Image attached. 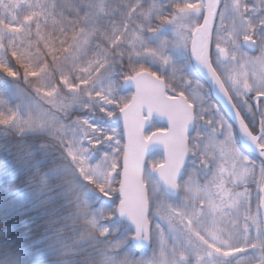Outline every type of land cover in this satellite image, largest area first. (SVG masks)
Here are the masks:
<instances>
[{"label": "snow or ice", "instance_id": "obj_1", "mask_svg": "<svg viewBox=\"0 0 264 264\" xmlns=\"http://www.w3.org/2000/svg\"><path fill=\"white\" fill-rule=\"evenodd\" d=\"M139 5L140 0L131 5L126 0H0V68L12 73L7 76L11 78V83L6 85L7 90L23 83L37 96L41 91H48L52 96L60 97L59 107L63 114L76 113L71 123L61 124V131L69 141V147L64 151L70 158L75 156L79 160L81 170L87 160L95 161L90 170L101 179L92 206L106 231L115 230L118 236H126V249L134 256L140 255L144 264H169V251L178 246L186 249L179 264H188L190 254L187 249L193 247L191 238L176 231L171 218L161 213L160 206L154 207L143 197L137 200L130 195L125 162L120 158V153L127 151L125 145L130 128L139 126L144 134L147 127L146 122L137 124L136 105L149 95L152 98L159 96L144 74L147 72L159 77L160 71L142 63H133L132 59L133 55H140L138 48L147 47L146 42L133 31L134 39L128 42L132 51L127 57L119 48L124 33L129 30V23H135L133 13ZM124 8L126 12L122 10ZM244 8L257 16L264 10V0H256L254 7ZM117 12L122 17L121 21L114 19ZM144 15L148 18L150 13ZM244 23L250 33L245 38L244 47L255 50L258 41L264 42V37L256 33L257 27L264 28V16H257L256 23L244 17ZM137 28L143 31V25L137 24ZM97 34L105 40L107 48L96 43L93 50ZM113 48L116 49V58H112ZM144 54L153 57L162 71L171 70L174 76L177 71L190 70L210 85L209 93H214L216 99L212 101L213 113L208 121L211 124L214 120L216 128L212 130L209 147L222 155L232 156L234 163L238 162L234 179V183L242 186L238 195L249 204L256 201L258 207L264 210V76L257 80L254 87L247 85L241 91H235L233 99V95H226L217 86L210 74L200 71L208 67L210 60L206 57H210L211 50L202 54L195 41L191 50L194 63L185 64L188 58L179 49L169 51L163 42ZM125 59L128 61L127 69L123 68ZM117 64L121 66L119 71L115 69ZM21 65L39 73L38 84L21 74ZM178 65L182 67L178 68ZM102 72L106 73L102 79L93 78ZM81 87L84 88L82 96L63 95L79 91ZM125 91L133 94L131 100L125 99ZM164 94L167 95V92ZM193 96L201 97L198 87L193 89ZM43 101L44 98L40 97V102H32L31 107L42 117L50 119V112ZM204 111L208 108L205 107ZM168 114L172 115V110ZM139 115H145L143 107L139 109ZM152 118H156L155 113ZM191 119L185 118L188 122ZM12 120L23 131L18 112L6 107L0 100V124ZM180 127L186 136V123L182 122ZM153 143L160 144L169 153V158L157 163V168L163 170L165 163L172 167L176 160L181 166L186 162V150L175 151L178 135L169 134L167 121L164 127L144 134L143 148L146 150ZM252 185H255L254 189ZM256 237V243L251 248H243L229 259H235L236 264H264V239H261L259 229ZM247 239L245 237L246 242ZM153 241L156 242L153 255L145 257L147 246ZM194 258L196 264H202L204 260L199 253ZM208 261L215 264L210 253Z\"/></svg>", "mask_w": 264, "mask_h": 264}, {"label": "rangeland", "instance_id": "obj_2", "mask_svg": "<svg viewBox=\"0 0 264 264\" xmlns=\"http://www.w3.org/2000/svg\"><path fill=\"white\" fill-rule=\"evenodd\" d=\"M116 2H119V0H116ZM126 3L131 5L136 3V0H126ZM255 3L256 0H222L214 19L216 41L220 44L228 42L231 53L228 66L237 74L235 77H228V85L232 94L235 91H241L247 85L254 87L257 80L261 76H264V42L258 41L256 51L250 53L243 52L239 44L241 38L250 35L244 23V17H249L253 23H256L257 16H264V10H261L257 16H254L251 11H245L244 6L254 7ZM194 8H198L201 11L202 1L140 0V5L133 13L135 23H129V30L124 33L123 42L119 44V48L124 51L125 57H127L132 51L128 43L134 39L132 33L133 31L138 33V38L145 41L147 47L137 49L140 55H133V63H142L147 67L160 71L159 77L165 76L164 80L165 84L168 85L167 87L179 88L177 93L184 90L187 94H192L191 99L194 97L193 88L198 87L199 89V86L194 81L191 90L187 89V86L182 85L183 82L191 83V81L187 80V72L177 71L173 76L171 70L162 71L159 63L154 62L153 57L147 56L144 53L150 49L157 48L163 42L167 45L169 51L179 49L185 56L190 40V32L197 26L199 19L198 16H194L191 12ZM122 10L127 11L126 8ZM144 13H150L149 17L145 18ZM114 19L117 21L122 20L119 12H117ZM137 24L143 25L142 32L137 28ZM256 33L264 37V28L257 27ZM96 43L104 45L107 48L105 40L99 34L95 37L93 50ZM111 54L112 58H116L115 48L111 49ZM184 63L188 64L187 61ZM120 67L117 64L115 69L119 71ZM177 67L182 66L178 65ZM123 68H128L127 59H125ZM111 70L110 68L109 71ZM105 74V72H102L94 75L93 78L100 80ZM25 75L30 79L32 78V83L38 84V72H27ZM117 81L119 83L118 77ZM83 92L84 88L81 87L79 91L63 93V95L82 96ZM123 95L128 100L131 92L125 91ZM18 97V106L15 111L18 112V118L21 121L20 127L23 128V131H20L16 125V121L12 120L10 121V125L14 130L30 134L37 131H45L59 139L63 150L69 147L68 138L61 131V124L71 123L75 119L76 113L63 114L59 107L60 97H54L48 91H41L40 96H37L25 84L23 87L20 86ZM40 97L44 98V107L49 110L50 119L42 117L40 112L31 107L32 102H40ZM202 111L203 107H198L197 113L198 117L202 116L201 119L204 116ZM56 117L59 118L57 119ZM160 126L152 122L148 130L145 131V134L161 128ZM212 128L214 129L215 127ZM213 129L208 128L205 130L195 127L194 133L190 135L188 150L191 156L188 160L189 164L185 167L184 175L178 180L177 186L179 192L174 198L165 199L162 190L152 175L154 166L161 159L159 152L150 154L143 168L142 181L146 188L147 201L152 202L154 207L160 206L161 213L171 218L176 231L185 237H190L193 242V247L187 249L190 254L188 264H196L194 258L196 253L204 256L202 264H209V253L215 264H236L235 259L229 258L239 253L243 248H251L257 240V229L261 232L257 202L253 201L249 204L242 196H239L238 193L242 190V186L239 183H234L239 168L238 162L234 163L232 156L222 155L209 147ZM59 153L60 157L64 161L66 159L67 162L59 170L68 174L71 173V180L78 187V201L90 206L89 214L92 219V225H85V231L79 230L77 233L75 232L67 237L71 239L69 244L60 242V247L97 248L99 250L97 257L98 264H144V260L141 259L140 255L134 256L126 249L125 245L128 238L126 236H118L115 230L107 232L106 226L96 215L92 201L95 199L94 194L99 191L101 178L94 176L90 170L95 165V161L87 160L85 162L86 166L81 170L80 162L75 156L70 158L65 151ZM213 160L216 163H212ZM222 171L230 176L232 194L227 196L223 192V194L216 193L213 195L210 191H204L203 188L211 186L210 182L217 180L216 177ZM66 176L68 175L66 174ZM252 188L254 189L255 185H252ZM255 195L256 192L253 191V196ZM95 231L97 232V236L93 233ZM245 237H248L247 242L245 241ZM261 239H264L262 232ZM169 243H172L171 238H169ZM154 247H156L155 241L151 244L150 249L144 253V256L152 257ZM185 251L186 249L183 246H178L174 251H169V264H173V262L179 264L184 259Z\"/></svg>", "mask_w": 264, "mask_h": 264}, {"label": "trees", "instance_id": "obj_3", "mask_svg": "<svg viewBox=\"0 0 264 264\" xmlns=\"http://www.w3.org/2000/svg\"><path fill=\"white\" fill-rule=\"evenodd\" d=\"M20 67L22 75L33 72ZM10 75L0 68V100L15 111L24 84L7 90ZM63 151L50 133L18 132L10 122L0 124V248H14L24 264H98L97 248L60 247V242L69 244L67 237L92 225L90 206L79 203L71 173L59 170L67 163L60 157Z\"/></svg>", "mask_w": 264, "mask_h": 264}, {"label": "water", "instance_id": "obj_4", "mask_svg": "<svg viewBox=\"0 0 264 264\" xmlns=\"http://www.w3.org/2000/svg\"><path fill=\"white\" fill-rule=\"evenodd\" d=\"M201 1H202L201 11L198 8H194L191 11L195 16L199 15L201 12L200 22L190 33L188 53L191 63H194V61L191 60V50L194 41L202 54H205L208 51L213 20L222 2V0H201ZM245 38L246 37L240 39L239 41L240 45L248 52H255L256 47L255 50H249L244 47ZM206 60H209V58L206 57ZM200 71L210 74L214 78L217 86L220 87L227 95L220 80L218 79L217 75L214 73V70L212 69L210 62L208 63V67L206 69L201 68ZM144 77L151 81L153 88H155L159 92V96L156 98H152L149 95L148 98L145 99L142 103H138L136 105L137 124L143 125L146 122L147 127H149L151 121L153 120L154 122L164 127L167 121L169 127V134L178 135V144L176 146L175 151L186 150L187 152L186 161H187V158L189 156V150L186 146V138L187 135L192 131L193 123H194L191 104L187 102L186 98L181 93L174 92L169 88L165 89L163 82L157 76L150 75L147 72H145ZM207 85L210 89V85L208 83ZM165 92H167V95L164 94ZM132 98H133V94L131 93L128 100H131ZM212 98L214 100L216 99L214 93L212 94ZM141 107L145 109V115L143 116L139 115V109ZM169 110H172L173 112L172 115L168 114ZM153 113H155V117H156L155 119L152 118ZM186 117H192L191 121L190 122L186 121L185 120ZM182 122L186 123V127H187L186 136L184 135L183 128L180 127ZM143 144H144V136L140 131V127L137 126L135 128H130L128 143L125 145L127 151L126 152L122 151L120 153V158L122 161L125 162L126 176L130 181V195H132L137 200L143 197L147 201L146 190L141 180L146 159L155 149H158L161 153L160 162L165 161L167 158H169V153L167 149L162 148L161 145L158 143H153L148 145L146 150L143 148ZM185 163L181 166L179 160H176L172 167H170L168 163H165V167L163 170L157 168L156 167L157 164L154 166L152 170V175L164 194L168 196H173L177 193V180L182 174V169ZM259 211H260L262 234L264 237V210L259 208ZM145 243L146 245L148 244V242ZM149 247L150 245L147 246V250L149 249Z\"/></svg>", "mask_w": 264, "mask_h": 264}, {"label": "flooded vegetation", "instance_id": "obj_5", "mask_svg": "<svg viewBox=\"0 0 264 264\" xmlns=\"http://www.w3.org/2000/svg\"><path fill=\"white\" fill-rule=\"evenodd\" d=\"M198 17H199V19H198V23H199L200 19H201V14H199ZM227 21H228V19H227ZM214 24H215V20L213 21L212 28H211V38H210V43H209V47H208V50L209 49L211 50V55L208 58L210 60V64H211L212 68L217 73V75H218V77H219V79H220V81H221V83H222L227 95H233L231 90H230V87L228 85V82H229L228 77L232 78V77H235L237 74H236L235 71L232 70V68H230L228 66L229 61H230L229 58H230V55H231L228 42L226 44H220V43H218L216 41V37H215V34H214L215 33ZM242 51L243 52H248V51H246L244 49H242ZM185 56L188 58L186 60L187 63H189L190 59H189V54H188V46H187V52H186ZM187 73L189 75V76L187 75V80L191 81V83L183 82L182 85L183 86H187L186 88L191 90L192 89V84H193V81H194V82H196L198 84L199 92L201 93V97H198L197 99H195L196 97H193L192 98L193 101H192V99H191L192 94H187V92L184 91V90H181L179 92V93H182L186 97V99L189 101V103L192 106L194 123H193V129L188 135L190 137V135L192 133H194L195 127H200V128L205 129V130L208 129V128L209 129H213L212 127L216 128L214 120L212 121L211 124L208 121V117L212 116V113H213L212 101L215 102V100L212 98V95H210V93H209V87H208L206 81L201 80L199 76L194 75L190 70L187 71ZM189 77H191V79H189ZM167 88H169V87H167ZM194 88H196V87H194ZM169 89H172L174 92H177L179 88L175 89V87H173V88L170 87ZM233 99H235L234 96H233ZM201 101H203V103ZM198 107L199 108L203 107L202 113H204V116H203L202 119H201V117H202L201 115L198 117V113H197ZM205 107L208 108V111H204ZM199 114H201V113H199ZM160 127H163V126H160ZM200 136H201V134H200ZM202 136H203V134H202ZM190 156H191V153H190ZM189 158H188V160H189ZM188 160H187L186 164L183 167L182 176L184 175L185 167L189 164ZM212 163H216L215 160H213ZM211 167H213V166L211 165ZM216 179L217 180H214L213 182H210L211 186H208V188L207 187L203 188L204 191H207V192L210 191V192H212L211 194H213V195H215L216 193L223 194V192L227 196L232 194V192H231L232 182L230 180V176L229 175H227L224 171H222V173L219 174L216 177ZM201 214H200V216H201Z\"/></svg>", "mask_w": 264, "mask_h": 264}, {"label": "clouds", "instance_id": "obj_6", "mask_svg": "<svg viewBox=\"0 0 264 264\" xmlns=\"http://www.w3.org/2000/svg\"><path fill=\"white\" fill-rule=\"evenodd\" d=\"M0 264H24L23 256L14 248H0Z\"/></svg>", "mask_w": 264, "mask_h": 264}, {"label": "bare ground", "instance_id": "obj_7", "mask_svg": "<svg viewBox=\"0 0 264 264\" xmlns=\"http://www.w3.org/2000/svg\"><path fill=\"white\" fill-rule=\"evenodd\" d=\"M191 33V32H190ZM210 38H211V34H210ZM244 38V37H243ZM242 39V38H241ZM240 41V40H239ZM239 44H240V42H239ZM188 45H189V43H188ZM241 46V45H240ZM242 47V46H241ZM242 49H244L243 47H242ZM245 50V49H244ZM189 54V53H188ZM211 65V64H210ZM212 67V66H211ZM213 69V68H212ZM214 70V69H213ZM214 73L217 75V73L214 71ZM164 77L165 76H161V77H158L159 79H161V81L163 82V85H164V88L166 89L167 88V86L168 85H166L165 84V80H164ZM217 77H218V75H217ZM218 79H219V77H218ZM220 80V79H219ZM221 82V81H220ZM222 84V83H221ZM223 86V85H222ZM224 88V87H223ZM183 95V94H182ZM185 97V96H184ZM186 98V97H185ZM187 100V99H186ZM187 102L189 103V101L187 100ZM146 130H148V127L147 128H145L144 129V134H145V131ZM151 131H149V133H150ZM144 134H143V136H144ZM189 135V134H188ZM187 135V138H186V146H187V148H188V145L190 144V139H189V136ZM154 152H159L160 153V151L158 150V149H155L152 153H154ZM151 153V154H152ZM160 156H161V153H160ZM190 157V153H189V156H188V158ZM188 158H187V160H188ZM160 161H161V159H160ZM182 174H183V169H182ZM182 174H181V176L179 177V179L182 177ZM178 179V180H179ZM142 180V179H141ZM178 180H177V183H178ZM142 183H143V181H142ZM144 184V183H143ZM144 187H145V185H144ZM145 190H146V188H145ZM178 186H177V193L175 194V195H173V196H168V195H166V194H164L163 192V194H164V196H165V199H171V198H174L175 196H177L178 195ZM257 210H258V212H259V214H260V211H259V207H258V204H257ZM261 226V225H260ZM261 232H262V228H261Z\"/></svg>", "mask_w": 264, "mask_h": 264}]
</instances>
